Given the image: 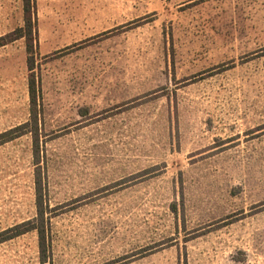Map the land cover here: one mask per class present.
Segmentation results:
<instances>
[{"label":"rangeland","instance_id":"1","mask_svg":"<svg viewBox=\"0 0 264 264\" xmlns=\"http://www.w3.org/2000/svg\"><path fill=\"white\" fill-rule=\"evenodd\" d=\"M35 1L37 117L0 48V264H42L33 226L47 264H264V0Z\"/></svg>","mask_w":264,"mask_h":264},{"label":"trees","instance_id":"2","mask_svg":"<svg viewBox=\"0 0 264 264\" xmlns=\"http://www.w3.org/2000/svg\"><path fill=\"white\" fill-rule=\"evenodd\" d=\"M24 6V27L18 29L14 33L6 35L4 37H0V48L4 47L10 43H13L17 40L24 39L26 52L28 55V69H29V78H28V90H29V97H30V107H31V114L32 117H37L38 115V94H39V84L36 77V42L39 38L38 32V21H37V6L35 0H23ZM29 124H27L28 126ZM22 127L14 128L7 132L0 134V146L13 141L16 138H19L23 135V133H19ZM36 205H37V212L39 218H41L42 222L44 221V215L46 211V206L43 198L42 193V183L40 179H36ZM30 231H37L39 235V249H40V256H41V263L47 264L49 257L47 256L48 248H47V238L46 232L44 230V226L41 228L37 226H33L28 228L24 232H19L15 236H19L25 234ZM13 236V237H15ZM12 237V238H13ZM8 238V239H12Z\"/></svg>","mask_w":264,"mask_h":264}]
</instances>
